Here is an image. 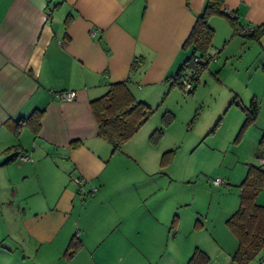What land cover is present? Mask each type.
<instances>
[{
    "label": "crops",
    "instance_id": "obj_1",
    "mask_svg": "<svg viewBox=\"0 0 264 264\" xmlns=\"http://www.w3.org/2000/svg\"><path fill=\"white\" fill-rule=\"evenodd\" d=\"M205 1L0 0V203L12 206L35 188L45 193L52 184L48 180L59 191L55 199L45 200V211L29 200V212L23 204L20 212L4 214L3 223L18 221L20 213L29 224L15 233L11 226H0V264H186L195 248L208 255V264H239L231 258L237 242L226 233L214 235L209 247L192 243L186 253L170 240L181 235V217L171 236L170 230L160 231L170 222L166 215L163 225L164 210L174 212L184 203L182 195L168 207L163 200L144 203L153 196V185L119 182L113 194L108 192V163L123 144L111 152L90 107V100L116 82H125L136 99L158 107L173 89L171 76L189 56L183 44ZM222 8L233 11L243 27L264 22V0H224ZM209 23L214 29L209 52L224 58L214 69L219 73L235 56L240 61L228 81L218 78L231 94L228 107L244 116L241 106L252 97L258 101L259 111L244 137L254 129L249 136L254 134L255 162L248 164L259 165L257 158L264 155V32L258 40L233 33L221 15ZM135 59L140 63L134 65ZM241 69L244 95L234 80ZM64 90L75 91V98L59 99L56 94ZM38 113L37 128L27 124L26 118ZM73 141H79L76 147L70 146ZM147 149L154 160L156 151ZM134 156L143 175L152 172L145 165L150 155ZM78 177L85 179L84 190L96 186L84 202L72 194ZM256 202L264 205L261 195ZM74 234L79 249L66 256ZM162 238L170 243L159 253ZM248 264H264V248Z\"/></svg>",
    "mask_w": 264,
    "mask_h": 264
},
{
    "label": "rangeland",
    "instance_id": "obj_2",
    "mask_svg": "<svg viewBox=\"0 0 264 264\" xmlns=\"http://www.w3.org/2000/svg\"><path fill=\"white\" fill-rule=\"evenodd\" d=\"M223 59L217 56L215 59H209L206 66L199 72L198 80L195 79L197 83L193 80V86L196 85L193 92H187L179 85L172 86L173 89L168 90L164 95L163 102L158 107L155 105L152 108L154 111L149 118L122 145L119 155L110 159L108 165L111 174L107 173L109 177H104L105 186L109 188L110 194L115 192L117 189L115 184L119 182L126 185L155 186L153 196L144 201L147 206L155 200H163L165 206L169 207L171 199L182 195L184 203L174 209V212L171 207L164 210L162 218L164 220L167 215L170 222L162 226L160 231L165 234L167 230H170L171 236L175 231L173 228L170 229L173 216L181 217L183 222L181 235L175 240H170L174 242L176 248L183 249L186 253L190 251L192 243L198 245L207 243V247L212 246L215 243L214 235L217 234L226 233L230 236L228 240H236L225 220L238 207V184L245 175L248 163L255 162L251 154L257 149L253 144V138H250L254 135V129L248 131L247 137H244L243 132L239 135L244 116L243 114L241 116L238 109L228 107L231 94L218 81V78L223 81L231 78V72L240 65L239 57L228 59L218 73L214 68L217 65L221 67L224 63ZM243 74L241 69L239 74L234 76L242 95L246 93L242 88V83H245ZM166 109L174 114L168 124H165L161 118ZM159 126L163 127V134L157 142H153L149 135L155 127ZM250 132H253L251 136H249ZM147 147L156 151L155 161ZM26 148L31 152L28 144ZM170 149L174 150V153L168 163L161 167L160 155ZM137 154L151 156L145 164L149 171H152L151 173L142 174L138 160L135 158L137 156H134ZM257 163L259 164V158ZM140 166L143 165L140 164ZM161 168L165 169L160 170ZM216 178L221 180L217 185L213 183ZM48 183L52 184L47 185L45 193H40L35 188L32 195L37 196L30 195L24 199L19 196L12 206L9 202L0 203V213L2 212L0 226H11L10 229L15 233L24 225H28L29 223H23V215L20 213L17 214L18 221L14 217V220L3 223L4 214L9 216L12 211L14 214L20 212L23 204L28 207L29 212V200L32 203L41 204V209L44 210L45 200L49 197L55 199L59 192L58 187L57 190L54 187L55 182L48 180ZM74 187L76 190L72 187V194L75 199L84 202L89 198L87 190H84L82 194L76 185ZM93 187L96 186H91L89 189ZM258 195H261L264 201V187ZM128 197L127 193L126 198ZM36 198L42 203L34 202ZM165 221L162 222L163 225ZM164 238L159 239L160 243L157 240L161 251L159 253L164 252L165 247L170 243L167 245ZM228 240H226L227 244Z\"/></svg>",
    "mask_w": 264,
    "mask_h": 264
},
{
    "label": "trees",
    "instance_id": "obj_3",
    "mask_svg": "<svg viewBox=\"0 0 264 264\" xmlns=\"http://www.w3.org/2000/svg\"><path fill=\"white\" fill-rule=\"evenodd\" d=\"M224 0H206L201 13L196 16L195 22L184 41L183 47L190 50L189 56L171 76V84L179 85L181 76L188 70H193L194 81L198 80L199 72L206 64H198L193 61L196 52L210 54L214 29L209 20L214 15L225 17L232 27L233 33H240L242 36L258 40L264 32V22L252 26L249 31L241 32L243 28L238 16L233 11H227L222 8ZM70 18L66 17V22ZM196 79V80H195ZM195 85L187 92H193ZM235 104H239L233 101ZM90 107L97 122L99 135L111 145V152L114 153L120 149L121 145L130 139L140 128V126L149 118L154 111L144 102L136 99L128 89L125 82H116L109 84L107 91L98 98L90 100ZM244 112V119L239 129V135H244L246 128L256 118L259 111V104L255 97H252L248 104L241 106ZM174 114L171 111H164L161 118L165 124H168ZM40 113L26 118L27 124L37 128ZM20 120H18V123ZM18 126V125H17ZM244 130V131H243ZM163 134V127H155L150 133L149 138L157 142ZM79 141L70 143L71 147H76ZM17 144L11 145L5 149L9 151L15 149ZM174 150L164 151L160 155V166L164 167L170 160ZM14 158L11 156L10 160ZM239 204L238 207L230 213L225 223L236 239L237 245L231 258L239 264H248L264 248V205L256 202L259 192L264 187V167L261 165L248 164L243 179L238 184ZM177 216L174 215L171 221L170 229H175ZM80 241L76 235H72L65 249V255L70 256L79 249ZM209 257L201 249L195 248L189 256L186 264H208Z\"/></svg>",
    "mask_w": 264,
    "mask_h": 264
},
{
    "label": "built area",
    "instance_id": "obj_4",
    "mask_svg": "<svg viewBox=\"0 0 264 264\" xmlns=\"http://www.w3.org/2000/svg\"><path fill=\"white\" fill-rule=\"evenodd\" d=\"M252 28V26L247 25L246 27H243L241 29V32H246L249 31ZM217 56L216 51L213 53H204V52H196L193 56V61L198 63V64H207L209 59L213 58L215 59ZM139 60L135 59L134 61V65L139 64ZM194 71L193 70H188L186 72H184V74L181 76L180 78V82L182 84V87L188 91L192 88L193 85V80H194ZM56 96L61 99V100H72L75 98L76 96V92L73 90H64V91H60L56 94ZM23 158V157H22ZM259 165L264 167V155L259 157ZM74 182L76 183L78 190L80 193H84V189H83V185L85 182V179L82 177H78L74 179ZM221 182V180L219 178H216L213 180L214 184H219ZM96 189V187H93L92 189H89L88 194L94 192Z\"/></svg>",
    "mask_w": 264,
    "mask_h": 264
}]
</instances>
